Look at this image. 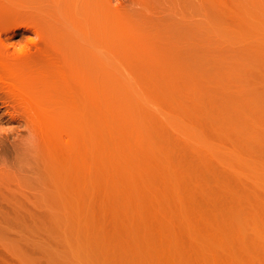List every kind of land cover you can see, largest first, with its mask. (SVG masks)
Listing matches in <instances>:
<instances>
[{
	"label": "rangeland",
	"instance_id": "1",
	"mask_svg": "<svg viewBox=\"0 0 264 264\" xmlns=\"http://www.w3.org/2000/svg\"><path fill=\"white\" fill-rule=\"evenodd\" d=\"M125 1L73 39L83 114L37 118L49 154L0 110V264H264L260 13L204 27ZM21 12L0 8V35L35 44Z\"/></svg>",
	"mask_w": 264,
	"mask_h": 264
},
{
	"label": "bare ground",
	"instance_id": "2",
	"mask_svg": "<svg viewBox=\"0 0 264 264\" xmlns=\"http://www.w3.org/2000/svg\"><path fill=\"white\" fill-rule=\"evenodd\" d=\"M125 3L138 5L139 0H126ZM161 5L162 10L164 7L165 13H179L182 21L190 18L187 19L188 24L190 21H192L191 24L193 22L200 25L203 23L204 27H208L209 24H211L209 27H214V24L226 26L231 11L233 13L242 11L245 14L248 12L251 14L260 13L262 22L264 21V0H165ZM1 7L21 9L22 12L15 24H35L34 27L27 25L25 30L28 28L33 35L39 38L35 44H24V41L16 44L10 43V38L6 37L9 39L6 40L0 35V60L6 64L3 74L6 73L7 80L19 82V87L0 84V110L7 112L16 121V131L11 138L16 143L23 141L26 149H32V153L35 155L43 151L41 147L43 149L44 147L45 149L50 148V144L49 147L47 145L51 143L47 133L39 126L37 121L39 116L47 114L53 118L52 120L67 123L78 114H83L79 110L82 101L77 98L78 81L75 82L76 75L73 77L78 66L72 63V58L75 55L71 46L75 44H72L73 39L78 42L79 40H88L90 35L87 30L95 28L97 30L103 25L105 19L113 18L119 12V7L117 0H0ZM198 17L200 22L194 21ZM181 24L183 23L181 22ZM2 26L3 23L0 22V32ZM86 35H89V38L86 39ZM218 35L220 34L217 33ZM11 38L13 37L11 36ZM17 46L21 49L17 50ZM59 63H62V67L58 66ZM2 76H0V80H2ZM24 96H30V98L26 99ZM49 133L48 135H50ZM52 138L54 137L52 136ZM51 140L55 141V139ZM45 142L47 144H44ZM57 146L56 148L59 147ZM15 147H13L14 151H17ZM54 147L55 145L52 146V148ZM44 152L46 153V151ZM15 154L17 153L15 152ZM2 157L0 155V159ZM40 157L43 156L40 155ZM36 158L38 159V157ZM23 159L26 160V158ZM46 160L43 161L44 165L42 166L47 165L45 164ZM15 161L16 159H14V163ZM40 162L43 164L41 160ZM14 163L13 166H16ZM17 163L19 164L18 161ZM11 168L15 169L12 166ZM17 168L18 166H16Z\"/></svg>",
	"mask_w": 264,
	"mask_h": 264
}]
</instances>
